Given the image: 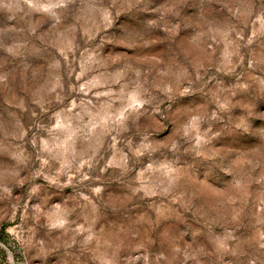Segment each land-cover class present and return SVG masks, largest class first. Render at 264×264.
Segmentation results:
<instances>
[{
    "label": "clouds",
    "instance_id": "9594fccd",
    "mask_svg": "<svg viewBox=\"0 0 264 264\" xmlns=\"http://www.w3.org/2000/svg\"><path fill=\"white\" fill-rule=\"evenodd\" d=\"M0 264H264V0H0Z\"/></svg>",
    "mask_w": 264,
    "mask_h": 264
}]
</instances>
